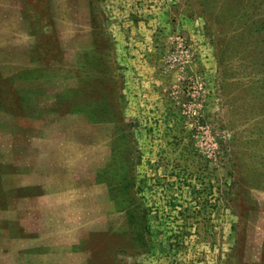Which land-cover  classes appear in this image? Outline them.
<instances>
[{"label":"rangeland","instance_id":"obj_1","mask_svg":"<svg viewBox=\"0 0 264 264\" xmlns=\"http://www.w3.org/2000/svg\"><path fill=\"white\" fill-rule=\"evenodd\" d=\"M259 20L0 0V264H264Z\"/></svg>","mask_w":264,"mask_h":264},{"label":"trees","instance_id":"obj_2","mask_svg":"<svg viewBox=\"0 0 264 264\" xmlns=\"http://www.w3.org/2000/svg\"><path fill=\"white\" fill-rule=\"evenodd\" d=\"M264 28V21L260 24V20H259V24L258 25H253L249 32L253 33V35L255 34L258 35ZM217 57H218V63H219V54H217Z\"/></svg>","mask_w":264,"mask_h":264}]
</instances>
